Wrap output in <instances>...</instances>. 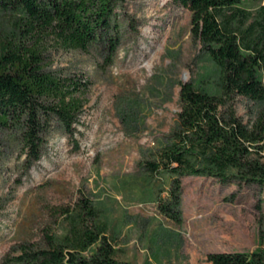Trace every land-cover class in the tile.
Returning <instances> with one entry per match:
<instances>
[{"label":"rangeland","instance_id":"374dc122","mask_svg":"<svg viewBox=\"0 0 264 264\" xmlns=\"http://www.w3.org/2000/svg\"><path fill=\"white\" fill-rule=\"evenodd\" d=\"M117 14L112 59L95 47L48 54V71L87 82L71 133L52 120L40 160L27 167L22 145L0 129V264L47 249L83 201L107 227L115 264H210L209 253L264 250V187L185 176L181 224L158 213L169 179L143 162L174 128L180 85L213 83L214 67L174 0H124ZM231 105L249 120L245 98Z\"/></svg>","mask_w":264,"mask_h":264},{"label":"trees","instance_id":"16d2710c","mask_svg":"<svg viewBox=\"0 0 264 264\" xmlns=\"http://www.w3.org/2000/svg\"><path fill=\"white\" fill-rule=\"evenodd\" d=\"M174 0L191 13V34L214 67V81L180 85L174 128L143 162L169 179L158 213L180 225L181 178L264 187V0ZM124 0H0V129L11 132L30 167L40 160L52 120L71 133L85 105L87 82L47 70L51 50L97 48L110 60L120 40L117 10ZM250 103V118L231 102ZM97 209L83 201L67 231L48 248L23 250L16 264H115ZM210 264H264V250L216 252Z\"/></svg>","mask_w":264,"mask_h":264}]
</instances>
